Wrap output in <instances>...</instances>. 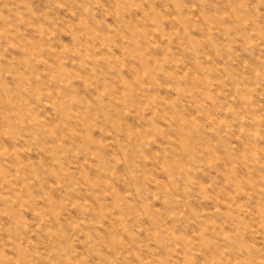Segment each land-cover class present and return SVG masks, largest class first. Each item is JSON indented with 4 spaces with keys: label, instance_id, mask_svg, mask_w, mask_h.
<instances>
[{
    "label": "rangeland",
    "instance_id": "rangeland-1",
    "mask_svg": "<svg viewBox=\"0 0 264 264\" xmlns=\"http://www.w3.org/2000/svg\"><path fill=\"white\" fill-rule=\"evenodd\" d=\"M0 264H264V0H0Z\"/></svg>",
    "mask_w": 264,
    "mask_h": 264
}]
</instances>
